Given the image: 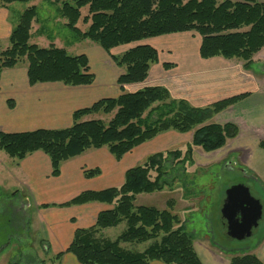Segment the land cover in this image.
Returning <instances> with one entry per match:
<instances>
[{"label":"trees","instance_id":"16d2710c","mask_svg":"<svg viewBox=\"0 0 264 264\" xmlns=\"http://www.w3.org/2000/svg\"><path fill=\"white\" fill-rule=\"evenodd\" d=\"M32 0H0V6L13 3L28 4ZM67 27L79 40H90L100 45L125 70L118 83H144L151 65L159 60L157 49L141 42L148 39L195 32L201 38L200 55L203 59L223 57L240 59L245 67L264 48V3L258 0H55ZM88 14L83 16L82 9ZM38 12L35 6L26 9L10 37V46L0 52V80L2 72L22 62L28 64L31 85L61 82L68 86H87L94 82L86 55H71L64 48L52 44L42 48L32 44L31 30ZM88 25L86 31L78 27ZM134 45L122 56H114L113 49ZM166 68L169 65H165ZM249 94L233 96L205 108L193 107L184 99H175L164 86L144 87L136 92H124L118 98L102 99L91 108L74 113L72 127L63 130H37L7 134L0 132V152L21 161L28 155L42 151L50 157L52 175L58 177L64 162L91 149L107 148L121 160L135 148L152 141L166 132L192 133L184 149L168 150L147 157L145 162L129 169L123 185L103 191H86L64 206L105 203L113 209L101 212L94 226L78 229L70 246L58 254L74 255L80 264H202L191 234L178 215L170 209L136 206L138 195L161 192L167 185L178 182L173 171L194 165L196 149L217 151L239 134L235 124L210 123L216 115L236 105ZM12 105V104H11ZM110 116L109 121L86 116ZM264 149V140L259 144ZM171 165L170 170L168 165ZM100 170L85 171L94 177ZM127 229L112 241L101 238V232L121 223ZM154 244L142 253L131 252L123 243ZM230 264H262L253 253L227 250Z\"/></svg>","mask_w":264,"mask_h":264},{"label":"crops","instance_id":"0c3cea01","mask_svg":"<svg viewBox=\"0 0 264 264\" xmlns=\"http://www.w3.org/2000/svg\"><path fill=\"white\" fill-rule=\"evenodd\" d=\"M258 1L264 3V0ZM32 6H36L34 0L21 7L16 6V3L0 6V52L10 46L11 34L20 17ZM58 13L61 16L59 10ZM61 18L65 20L62 16ZM35 24H38L37 18L31 30V43L34 33L37 40L43 39L44 29ZM194 35V32L176 33L141 42L157 49L159 60L151 65L144 83L129 84L123 88L118 80L125 70L98 44L87 46L75 54L86 55L95 78L91 85L68 86L61 82L31 85L28 64L21 63L15 68L6 69L0 80V132L17 134L68 129L74 123L75 112L91 108L102 99L118 98L124 92H136L149 86H164L173 98L184 99L196 108H205L233 96L249 94L214 118L213 121L221 125L235 124L239 134L225 148L203 158L202 167L216 164L229 172L238 171L246 180L241 184L246 185L262 203L260 225L254 230L250 243L242 249H228L212 242V245L196 243L195 249L202 264H230L232 255L227 250L253 253L264 264V149L259 146L264 140V77L253 76L242 62L223 57L203 59L200 55L201 38L199 42H194ZM53 44L57 46L56 43ZM77 45L72 43L69 47L76 50ZM131 46H121V52H126ZM59 48L67 50L63 46ZM119 48L113 49L114 56H117L115 52ZM163 56L166 58L163 59ZM167 64L168 68L165 67ZM92 119L95 118L90 115L82 121ZM172 135L174 140L181 137L180 133ZM140 147L142 145L121 160H117L107 148L88 150L64 162L58 177L52 175L50 157L42 151L34 152L21 161L5 162L7 165L3 167L4 173L14 180L19 188L17 190L24 188L26 199L31 200L32 206L29 205L28 208L33 209L31 218L35 217V228L41 233L42 241L51 245L53 253L45 260L46 264H80L70 253H65L59 260H55V257L68 249L76 230L94 226L98 215L113 209V206L105 203L64 205L83 192L103 191L123 185L126 172L144 158L145 153L138 152ZM159 152L161 151H156ZM3 162L0 160V163ZM97 169L100 170L98 175H85V171ZM220 217L218 234L221 239L230 238L227 222L221 214ZM205 232L208 242L211 240L209 236L212 230L207 229ZM150 264L165 263L153 261Z\"/></svg>","mask_w":264,"mask_h":264},{"label":"rangeland","instance_id":"374dc122","mask_svg":"<svg viewBox=\"0 0 264 264\" xmlns=\"http://www.w3.org/2000/svg\"><path fill=\"white\" fill-rule=\"evenodd\" d=\"M67 1L71 2L72 0ZM225 1L217 0L219 4ZM24 4L16 3V6L21 7ZM34 4L38 12V24H35V26L43 28L44 32L41 41L36 39L37 36L34 33L32 43H38L42 48H49L53 43H56L57 47H65L71 55L77 54L79 50L85 49L87 46H94L93 44H96L90 40L78 39V36L65 24L67 21L59 16L58 10L60 9V5L58 3L50 0H34ZM82 13L83 16L87 15L88 8H83ZM78 27L86 31L89 26L81 22ZM194 34L192 40L199 42V35L195 32ZM72 43L78 44L76 50H71L69 47ZM122 48L120 47L116 50L117 56H122L125 53L121 52ZM162 58L165 59L166 57L163 56ZM234 60L245 64L243 60ZM22 63L27 64L26 61ZM249 73L256 77H264V48L253 57V63L249 66ZM93 117L105 121H109L110 119V116L102 114L93 115ZM214 118L209 122H214ZM172 134L178 133L173 131L166 132L158 137V139H153L142 145L138 152H144V158L137 161L135 165L143 164L147 157L156 153V151L164 152L162 151L163 149H166L165 151L184 149L190 139H192L193 132L180 134L181 137L177 140H174ZM234 139L229 140L228 143ZM209 153L196 149L195 164L187 165L185 175L182 167L171 172V179L175 175L180 177L173 188H171V185H167L161 192L138 195L135 205L165 210L170 209L169 202L174 201L173 213L179 216L185 226L186 232L192 235L194 247L196 243H203L205 245L207 243L209 245L226 246L228 249H242L246 244L250 243L252 237L242 242L230 238L221 239V236L218 234V221L221 218V204L225 198L227 189L238 183L246 182V180L238 171L229 172L216 164L202 167L203 158L209 156ZM0 160L4 161L0 163V264H46L45 260L52 255L53 250L49 242L42 241L41 233L35 228L33 223L35 217L31 218L33 209L28 208L29 205L32 206L31 200L29 198L26 199L25 192L23 191L24 188L22 187L21 191L17 190L19 188L16 187V183L13 182L14 180L3 171L4 165H7L5 162L12 163L14 159L10 158L4 151H1ZM168 166L169 168L167 169L170 170L171 165L169 164ZM126 229L127 223L123 222L116 227L103 230L99 236L114 241ZM207 229L212 230L209 236L211 240L208 242L206 241L205 232ZM153 244L154 241L151 240L145 243H123L122 247L131 252L142 253Z\"/></svg>","mask_w":264,"mask_h":264},{"label":"water","instance_id":"95a60500","mask_svg":"<svg viewBox=\"0 0 264 264\" xmlns=\"http://www.w3.org/2000/svg\"><path fill=\"white\" fill-rule=\"evenodd\" d=\"M221 215L227 222L228 236L242 242L259 227L263 206L246 185L239 183L227 189Z\"/></svg>","mask_w":264,"mask_h":264}]
</instances>
